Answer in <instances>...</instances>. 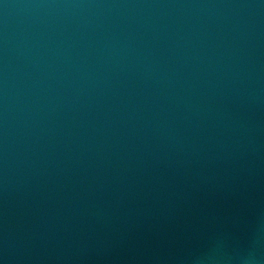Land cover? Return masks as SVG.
Masks as SVG:
<instances>
[{"label":"water","instance_id":"1","mask_svg":"<svg viewBox=\"0 0 264 264\" xmlns=\"http://www.w3.org/2000/svg\"><path fill=\"white\" fill-rule=\"evenodd\" d=\"M0 264H264V0H0Z\"/></svg>","mask_w":264,"mask_h":264}]
</instances>
